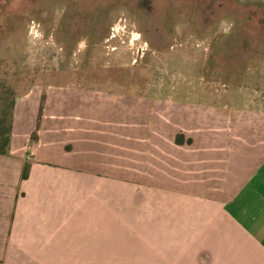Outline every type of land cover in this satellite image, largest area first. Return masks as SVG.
<instances>
[{
	"label": "crops",
	"instance_id": "obj_1",
	"mask_svg": "<svg viewBox=\"0 0 264 264\" xmlns=\"http://www.w3.org/2000/svg\"><path fill=\"white\" fill-rule=\"evenodd\" d=\"M25 104L0 264H264V111L51 88Z\"/></svg>",
	"mask_w": 264,
	"mask_h": 264
},
{
	"label": "rangeland",
	"instance_id": "obj_2",
	"mask_svg": "<svg viewBox=\"0 0 264 264\" xmlns=\"http://www.w3.org/2000/svg\"><path fill=\"white\" fill-rule=\"evenodd\" d=\"M0 81L264 111V0H0Z\"/></svg>",
	"mask_w": 264,
	"mask_h": 264
},
{
	"label": "trees",
	"instance_id": "obj_3",
	"mask_svg": "<svg viewBox=\"0 0 264 264\" xmlns=\"http://www.w3.org/2000/svg\"><path fill=\"white\" fill-rule=\"evenodd\" d=\"M16 107L17 97L14 89L0 81V156H7L11 151ZM30 168L31 164L27 163L23 179L29 177Z\"/></svg>",
	"mask_w": 264,
	"mask_h": 264
}]
</instances>
